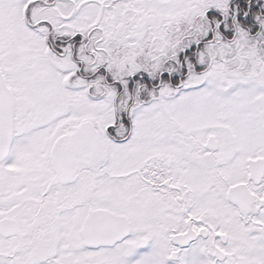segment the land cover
<instances>
[{
    "label": "snow or ice",
    "instance_id": "6c2138e0",
    "mask_svg": "<svg viewBox=\"0 0 264 264\" xmlns=\"http://www.w3.org/2000/svg\"><path fill=\"white\" fill-rule=\"evenodd\" d=\"M0 264H264V0H0Z\"/></svg>",
    "mask_w": 264,
    "mask_h": 264
}]
</instances>
